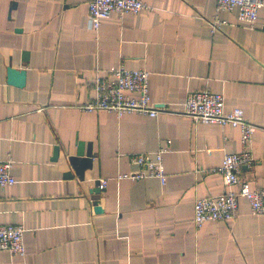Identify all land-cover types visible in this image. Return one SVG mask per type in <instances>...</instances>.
<instances>
[{
    "label": "crops",
    "instance_id": "crops-1",
    "mask_svg": "<svg viewBox=\"0 0 264 264\" xmlns=\"http://www.w3.org/2000/svg\"><path fill=\"white\" fill-rule=\"evenodd\" d=\"M144 1L96 30L88 0H0V161L16 178L0 188V225H23L27 250H0V264H264V215L246 198L230 221L194 223L196 199L227 190L216 170L243 150L241 130L174 111L199 89L241 107L256 128L241 175L264 187V9L251 27L216 0ZM9 66L26 70L24 86L8 82ZM120 67L150 71L152 98L169 110L82 109L96 75ZM80 141L95 155L83 178L69 161ZM163 146L165 182L117 178L140 169L131 155Z\"/></svg>",
    "mask_w": 264,
    "mask_h": 264
},
{
    "label": "built area",
    "instance_id": "built-area-1",
    "mask_svg": "<svg viewBox=\"0 0 264 264\" xmlns=\"http://www.w3.org/2000/svg\"><path fill=\"white\" fill-rule=\"evenodd\" d=\"M217 11L238 12L240 21L254 27L260 10L264 9V0H216ZM89 15L93 26L98 30L102 22L113 13L138 14L150 6L144 0H88ZM151 72L145 68L128 69L120 67L107 75L97 74L93 84L96 96L81 105L87 111L107 110L121 117L138 113L157 117L160 111L169 110L152 98L150 89ZM190 116L196 122L232 125L241 130L243 150L227 153L222 165L216 171L223 175L227 190L215 196L199 197L194 205V223L200 228L209 221H230L237 217L241 198H246L255 214L264 215V187L253 189L242 175L245 166H252L254 157L251 145L255 126L245 117L241 107L226 109V97L223 93L211 89L190 91L178 110ZM169 146L161 147L154 153L131 155V161L138 164L136 172L123 173L118 179H144L147 177L167 179L164 166V154ZM12 160L0 161V188L14 185L16 178L11 173ZM108 181L102 179L99 187L104 189ZM25 228L19 224L0 225V250L15 255H26L24 238Z\"/></svg>",
    "mask_w": 264,
    "mask_h": 264
},
{
    "label": "water",
    "instance_id": "water-1",
    "mask_svg": "<svg viewBox=\"0 0 264 264\" xmlns=\"http://www.w3.org/2000/svg\"><path fill=\"white\" fill-rule=\"evenodd\" d=\"M28 55V52L25 53ZM28 59V57H27ZM26 70L24 69H16L12 66H9L8 68V82L14 85L18 86H24L26 83ZM60 152V147L56 146V158L58 157ZM95 155L92 150V145H88L86 147V144L84 141H80L78 143V149L77 153L75 155H72L69 157L70 164L73 166L75 169V172L77 175H79L81 178L84 177V171L87 168H91L93 166V161H94ZM67 175L73 176V172L70 171L67 173ZM97 187L92 189L91 192L94 193L93 198L99 199L100 198V193L103 191L99 187L100 181H97ZM96 211L100 212L102 211V207L99 205H96Z\"/></svg>",
    "mask_w": 264,
    "mask_h": 264
}]
</instances>
